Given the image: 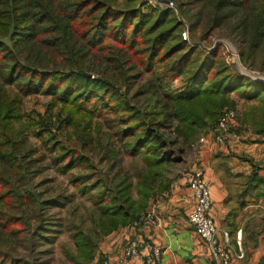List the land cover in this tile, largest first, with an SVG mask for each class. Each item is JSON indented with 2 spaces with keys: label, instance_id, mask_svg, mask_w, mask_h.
I'll list each match as a JSON object with an SVG mask.
<instances>
[{
  "label": "trees",
  "instance_id": "obj_1",
  "mask_svg": "<svg viewBox=\"0 0 264 264\" xmlns=\"http://www.w3.org/2000/svg\"><path fill=\"white\" fill-rule=\"evenodd\" d=\"M177 1L190 31L199 29L206 37L224 28L241 63L264 74V0ZM181 31L182 24L170 9H144L141 0H0V236L21 235L13 227L31 203L37 225L25 241L28 253H33L60 225L49 209L64 204L60 195L42 200L39 194L22 190L26 175L38 171L30 170L34 149L28 147L25 132L41 136L49 131L42 120L23 119L26 96H51L52 106L59 107V120L62 114L70 122L80 120L76 115L87 117L88 132L81 137L92 143L90 122L105 117L124 151L143 159L134 182L121 168L110 187L105 182L96 189V182L85 184L89 179L83 175L73 178L78 191L94 205L92 234L69 228L76 249L70 256L77 264L89 263L96 240L135 222L149 199L168 188L177 163L171 146L179 143L181 153L183 146L215 126L223 108L235 106L232 93L246 104L240 124L264 135V80L240 73L224 60L219 45L200 49ZM139 67L150 74L143 82L136 80ZM91 72L97 76L91 77ZM175 79H181L178 89L171 86ZM134 85V95L146 99L140 107L128 99ZM162 128L172 129L175 138L167 139ZM96 145L115 163L111 148ZM65 152L57 157L62 172L78 161L89 162L85 155L74 158ZM16 207L20 215L14 213ZM1 251L0 264H30L24 254Z\"/></svg>",
  "mask_w": 264,
  "mask_h": 264
},
{
  "label": "rangeland",
  "instance_id": "obj_2",
  "mask_svg": "<svg viewBox=\"0 0 264 264\" xmlns=\"http://www.w3.org/2000/svg\"><path fill=\"white\" fill-rule=\"evenodd\" d=\"M141 1L144 9L148 6L156 7L160 10L170 9L178 22L182 24L181 34L183 37V33H186V38H183L186 39L188 43L205 50H211L219 45L220 54L224 60L234 63L240 73L256 80H262V78H264V74L260 73L258 70L250 69L241 63L237 49L227 37L224 28L217 29L205 37L199 29L194 32L190 31L188 20L182 12L177 0ZM137 72H141L140 76L136 79L137 82H143L150 75L149 72L145 71L142 67H139ZM89 74L91 77L97 76V74L92 72ZM136 75L138 74L136 73ZM131 79L135 80L133 77H131ZM180 85L181 79H175L171 84L174 89H178ZM135 87L136 85H134L133 89L129 92L128 99L132 105L140 107L146 99L145 97L134 95L133 92ZM124 90L125 88L122 87L121 91L124 92ZM231 97L235 101V106L224 107L223 111L228 108L237 109L238 107L236 108V104H239V107L241 104H243V107L246 105L244 100L237 93H232ZM58 108L59 107L52 106L51 96L43 93L24 97L21 107L24 120L28 118L42 120L49 127V131H42L41 136L31 133L30 131L25 132L28 147L34 149L31 156V158H34V161H32L34 165L30 170L33 173L34 168H38V171L32 175H26L25 181L22 182V190L28 189L34 192L36 196L39 194L42 200L60 195L63 197L62 200L64 202L62 206L49 209V212L54 214L60 222V225L56 226V234L50 237L48 239L49 241H46L44 244H38L39 246L35 247L33 253H28L26 246L29 245V243L25 241V238L29 236V232L37 225V218L35 217L36 210L31 206V203H29L24 210L23 220L19 221L17 227H13L16 229L19 228L22 231L21 235L18 236L17 232H14L11 233L12 235L8 233L5 236H0L1 253L7 251L12 255L24 254L30 264H77L70 256V254L72 255L76 252V249L72 238V231L69 228L73 226V228H80L86 233H93L94 220L92 216L94 213V205L90 198L87 195L81 194L76 185L72 182L75 176H86L89 180L85 184L96 182L95 184H97V186L94 188L99 189L105 186V182L108 187L111 186L119 168L123 171H128L132 176L133 182L136 181L135 174L144 165L141 156L133 157L124 151L121 143L116 139L110 127L105 123V117L102 118L97 116L96 120L90 122L92 123V130L90 131L93 136L92 143L91 140H86L81 137V133L88 132L85 124L89 122V119L87 117L83 119L82 117H78L79 115H76L75 118L80 120H73L70 122L66 115L62 114L61 120H59V117H57L58 114H60ZM96 125L102 127L100 131L95 129ZM213 128L214 126L207 128L204 132L199 134L194 141L183 146V152L181 153H177L179 143H175L171 146L175 153L173 158H177V163L173 165L172 172L169 174L170 179L176 178L182 172L189 171V168L196 163L199 148L205 143L208 136H213ZM38 130H40V128H37L36 132ZM161 132L169 140L175 138V133L172 129L162 128ZM51 134L54 135V138H51ZM98 143L107 145V148H111L114 151L116 155L115 163H113L112 160H108V158L106 159L103 154L105 149H99L96 145ZM60 148H64V150H60ZM64 151H66L65 154L68 156L72 155L74 158L85 155L89 159V162L86 164L78 161L70 171L62 172L58 168L57 157L60 156L58 154H62ZM67 158L62 162H67ZM14 213L20 215L21 209L16 207ZM230 245L234 247L231 240ZM101 260L97 264H99Z\"/></svg>",
  "mask_w": 264,
  "mask_h": 264
},
{
  "label": "crops",
  "instance_id": "obj_3",
  "mask_svg": "<svg viewBox=\"0 0 264 264\" xmlns=\"http://www.w3.org/2000/svg\"><path fill=\"white\" fill-rule=\"evenodd\" d=\"M238 105V118L226 141L217 144L208 136L189 171L182 172L167 189L149 199L141 215L152 212L156 222L148 223L139 217L102 236L96 240L94 258L87 264H97L103 257L120 258L124 245L132 238L160 247V259L152 264H211L208 248L187 219L193 203L188 180L196 169L202 171L209 186V216L219 237L223 230L227 231L236 247L239 232L241 264H264V135L240 124L244 107ZM128 264H148L145 253L131 258Z\"/></svg>",
  "mask_w": 264,
  "mask_h": 264
},
{
  "label": "built area",
  "instance_id": "obj_4",
  "mask_svg": "<svg viewBox=\"0 0 264 264\" xmlns=\"http://www.w3.org/2000/svg\"><path fill=\"white\" fill-rule=\"evenodd\" d=\"M186 38V33H183ZM238 118L236 109H225L218 118L212 137L215 143L223 144ZM188 187L193 198V203L189 208L187 219L193 230L200 237L202 242L208 248L212 258L211 264H241L243 251L240 247V234L238 232L237 247L230 245L228 233L223 230L219 237L218 228L209 216L211 207L210 189L204 180L203 173L200 169L192 172L188 180ZM148 223H155L156 219L152 212H148L140 218ZM145 253V261L148 264L156 263L161 256L162 250L156 244L144 239L132 238L126 244L122 256L112 260L107 257L103 258L99 264H128L133 257H139Z\"/></svg>",
  "mask_w": 264,
  "mask_h": 264
},
{
  "label": "water",
  "instance_id": "obj_5",
  "mask_svg": "<svg viewBox=\"0 0 264 264\" xmlns=\"http://www.w3.org/2000/svg\"><path fill=\"white\" fill-rule=\"evenodd\" d=\"M260 79V78H259ZM262 80H264V78H262Z\"/></svg>",
  "mask_w": 264,
  "mask_h": 264
}]
</instances>
